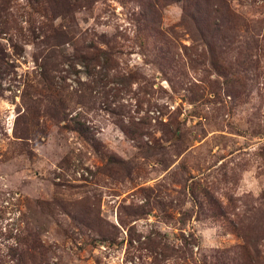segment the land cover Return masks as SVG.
Here are the masks:
<instances>
[{"label":"rangeland","instance_id":"1","mask_svg":"<svg viewBox=\"0 0 264 264\" xmlns=\"http://www.w3.org/2000/svg\"><path fill=\"white\" fill-rule=\"evenodd\" d=\"M0 264H264V0H0Z\"/></svg>","mask_w":264,"mask_h":264}]
</instances>
